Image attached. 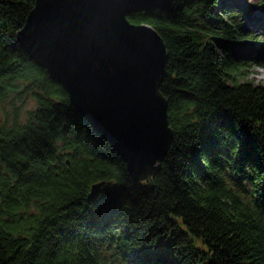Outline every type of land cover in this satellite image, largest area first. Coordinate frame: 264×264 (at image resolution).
<instances>
[{
	"label": "trees",
	"instance_id": "trees-1",
	"mask_svg": "<svg viewBox=\"0 0 264 264\" xmlns=\"http://www.w3.org/2000/svg\"><path fill=\"white\" fill-rule=\"evenodd\" d=\"M34 4L0 0V110L36 103L0 114V264H264V85L229 53L248 37L221 0L127 15L167 51L173 136L144 180L20 44Z\"/></svg>",
	"mask_w": 264,
	"mask_h": 264
},
{
	"label": "water",
	"instance_id": "water-1",
	"mask_svg": "<svg viewBox=\"0 0 264 264\" xmlns=\"http://www.w3.org/2000/svg\"><path fill=\"white\" fill-rule=\"evenodd\" d=\"M170 0H35L17 37L65 88L74 107L124 160L135 180L155 174L173 130L160 91L167 51L149 24L127 15ZM105 181L95 183L90 195Z\"/></svg>",
	"mask_w": 264,
	"mask_h": 264
},
{
	"label": "rangeland",
	"instance_id": "rangeland-1",
	"mask_svg": "<svg viewBox=\"0 0 264 264\" xmlns=\"http://www.w3.org/2000/svg\"><path fill=\"white\" fill-rule=\"evenodd\" d=\"M221 2L222 5L213 6V11L229 10L235 23L248 37L246 42L230 43L229 53L233 58L245 63L246 79L264 85L262 77L264 74V0H221ZM223 13L226 14V12ZM207 22L209 24V21ZM13 103L20 108L22 119H25L28 110L36 107L32 98H29L26 103L10 98L3 105L0 114L5 116V112L11 113L14 110Z\"/></svg>",
	"mask_w": 264,
	"mask_h": 264
},
{
	"label": "bare ground",
	"instance_id": "bare-ground-1",
	"mask_svg": "<svg viewBox=\"0 0 264 264\" xmlns=\"http://www.w3.org/2000/svg\"><path fill=\"white\" fill-rule=\"evenodd\" d=\"M263 58H264V55H263ZM263 78H264V74H263V76H262Z\"/></svg>",
	"mask_w": 264,
	"mask_h": 264
}]
</instances>
